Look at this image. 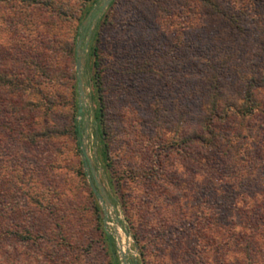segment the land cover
Instances as JSON below:
<instances>
[{
	"label": "trees",
	"instance_id": "obj_1",
	"mask_svg": "<svg viewBox=\"0 0 264 264\" xmlns=\"http://www.w3.org/2000/svg\"><path fill=\"white\" fill-rule=\"evenodd\" d=\"M102 2L0 0V35L6 37L13 31L18 36L15 30L18 27L34 33V38L28 39L29 47L21 45L12 57L6 48L7 39H0V143L15 140L32 146L67 136L75 141L77 148L81 147L88 123L87 109L78 112L77 79L73 73H67L68 64L65 68L56 64L54 54L75 53L77 43L87 38ZM115 2L112 0L109 7ZM185 8L200 9L206 26L213 32L198 38V46L187 39L182 47L177 37L168 43L167 56L171 61L167 69L173 74L165 82L168 94L165 102L174 115V134L165 147L162 141L157 145L155 159L149 161L147 175L143 176L153 184L156 193H161L160 197L165 196L169 205L166 209L171 210V215H165L162 220L177 235L186 230L195 231L198 224L197 241L202 238L213 244L212 240L217 239L220 245L230 242L234 264H264V0H183L182 9ZM107 17L101 15L91 30L88 60L93 59L90 66L96 70L100 66L96 43ZM67 20L77 21L78 25L70 43L61 48L59 30ZM9 57L16 70L9 67ZM129 66L133 72L153 68L146 59ZM178 72L181 73L177 77ZM100 77L99 72L93 73L89 98L94 106L91 120L98 140L96 154L107 170L111 165L103 126L105 111ZM72 81L69 99L64 102L39 88L44 83L66 86ZM174 90L180 91L179 96L174 95ZM35 93L37 100L31 99ZM149 104L159 110L161 101L153 100ZM57 108L65 111L68 121L62 130L34 126L36 118H47ZM29 119L32 126L26 128ZM180 124L182 134L178 136ZM173 152L183 154V168L191 177L186 183L188 192L180 191L176 182L162 180V174L167 173L162 164ZM192 178L197 179L196 189ZM120 186L119 181L116 192ZM194 198L197 203L189 205ZM120 200L121 207L127 211L125 199ZM183 200L186 207L181 205ZM8 209L7 198L1 199L0 240L31 239V231L15 230L6 224ZM158 226L159 229L164 224L158 221ZM102 238L112 264H120L114 237L102 232ZM177 245L181 250V242ZM199 249L185 250L187 264L207 263ZM221 264L227 263L222 260Z\"/></svg>",
	"mask_w": 264,
	"mask_h": 264
},
{
	"label": "rangeland",
	"instance_id": "obj_2",
	"mask_svg": "<svg viewBox=\"0 0 264 264\" xmlns=\"http://www.w3.org/2000/svg\"><path fill=\"white\" fill-rule=\"evenodd\" d=\"M182 4L183 0H116L101 14L108 17L96 43L100 62L97 70L90 66L93 59L88 60L89 44L84 51L85 119H88L85 144L98 183L111 204L107 206L106 217L88 182L81 147L77 148L72 138L60 136L52 142L32 146L15 140L0 143V206L1 199L7 198L10 210L5 222L12 229L25 228L32 233L31 239L20 242L1 239L0 264H112L102 232L114 237L117 253L122 249L129 264H141V261L143 264H187L189 258L185 250L195 247L204 253L206 264H221L222 260L234 264L230 242L220 245L219 240L211 239L212 244L202 238L198 242L195 234L200 227L198 224L195 231L186 230L178 235L167 226L162 218L171 215V210L166 209L169 205L165 196L160 197L161 193H156L153 184L143 176L147 175L149 161L155 159L157 145L162 141L165 147L174 134V115L165 102L168 96L165 82L173 74L167 69L171 61L167 54L168 43L177 37L179 45H185L189 39L198 46V38L213 32L206 26L200 9L184 10ZM77 25L74 20L61 25V48L70 43ZM15 30L18 36L13 31L6 37L0 35V39H7L10 56L19 52L21 45L29 47L28 39L34 38L30 29L18 27ZM85 41L86 37L81 41V49ZM55 56L56 64L62 68L68 64L67 73H73L76 78L75 53L59 51ZM11 57L8 59L10 68L13 66ZM142 59L153 64L155 73H151V68L143 72L130 70V64ZM12 69L17 68L14 65ZM94 72H99L103 88V126L111 165L107 170L96 154L98 140L91 120L94 106L89 98L90 79ZM66 79L67 76L59 82ZM73 82L66 86L44 83L39 88L64 102L69 99ZM174 91V95L179 96L180 91ZM37 98L36 93L31 97ZM153 100L161 101L159 110L149 106ZM67 122L65 111L57 108L47 118H36L34 126L60 131ZM29 126H32L30 119L26 128ZM181 127L178 136L182 134ZM160 157L163 160V154ZM166 159L162 164L167 172L162 174L163 182L167 183L165 179L176 182L180 191L188 192L186 183L191 177L183 168V154L173 152ZM192 179L196 189L197 179ZM119 181L121 186L116 192ZM122 197L127 211L120 205ZM197 201L194 198L189 205ZM181 205L186 207V201ZM158 221L164 224L159 229ZM178 241L182 244L181 250L177 248Z\"/></svg>",
	"mask_w": 264,
	"mask_h": 264
},
{
	"label": "water",
	"instance_id": "obj_3",
	"mask_svg": "<svg viewBox=\"0 0 264 264\" xmlns=\"http://www.w3.org/2000/svg\"><path fill=\"white\" fill-rule=\"evenodd\" d=\"M112 0H103L100 4V12L96 15L92 22L91 30L94 28L96 21L101 16L102 12L105 8L109 5ZM91 30L86 38L84 49H81V41L77 43L76 50H75V72H76V79H77V93H78V106H79V113H83L85 111V103H86V90H85V81H84V51L89 44ZM81 152H82V159L84 162L85 170L87 171L88 175V182L93 193L98 197L99 201L101 202V207L104 213V216H107V206L111 205L108 197L106 196L103 188L98 183L96 178V171L92 166V163L87 155L86 151V144H85V135L82 138V145H81ZM116 237V236H115ZM118 256L121 264H129L128 259L126 257V253L122 250H118Z\"/></svg>",
	"mask_w": 264,
	"mask_h": 264
},
{
	"label": "bare ground",
	"instance_id": "obj_4",
	"mask_svg": "<svg viewBox=\"0 0 264 264\" xmlns=\"http://www.w3.org/2000/svg\"><path fill=\"white\" fill-rule=\"evenodd\" d=\"M124 242V241H123Z\"/></svg>",
	"mask_w": 264,
	"mask_h": 264
}]
</instances>
